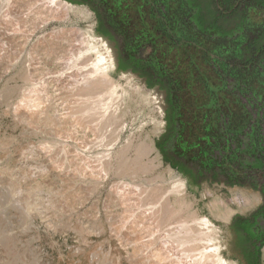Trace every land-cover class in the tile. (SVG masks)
<instances>
[{
	"label": "rangeland",
	"instance_id": "1",
	"mask_svg": "<svg viewBox=\"0 0 264 264\" xmlns=\"http://www.w3.org/2000/svg\"><path fill=\"white\" fill-rule=\"evenodd\" d=\"M36 1L0 0V264H201L196 249L202 245L181 246L172 239V230L175 222H186L198 233L200 227L194 221L204 218L214 225L215 244L223 260L245 264L222 215L232 211L233 200L225 176L218 170L199 174L198 166L186 160L188 167L181 163L177 169L157 147V141L170 133L169 151L176 148L179 126L169 131L173 112H169L166 91L172 84H149L134 75L147 93L155 89L164 93L161 115L154 100L146 99V91L136 90L123 75L128 72L117 68L111 73L117 101L88 112L85 97L78 95L83 89L78 82L91 72L97 58V52L86 51L87 34L105 38L98 29V17L86 5L68 0L88 9L91 18L48 11ZM205 6L206 12L214 10L213 4ZM251 18L252 24L262 21L254 14ZM203 20L198 24L200 44L186 49L187 54L174 55L170 68L177 87L174 97L182 100L184 110L194 105L201 109L209 100L207 94H216L226 110L227 92L235 81H218L212 68L220 57L217 51H210L206 61L200 58L201 52L206 53L205 42L218 32ZM229 38L236 44L221 38L222 50L236 53L241 45L242 51L233 54L220 72L227 75L232 69L233 75H243L235 90L249 113L242 119L230 118L223 126L228 144L234 146L238 135L254 140L264 123V53L261 60L248 65L245 44L254 37L249 35L244 42L238 35ZM252 46L256 48L255 43ZM69 60L76 61L74 69L66 66ZM229 110L235 107L229 105ZM161 120L165 128L158 135ZM188 137L185 133V144ZM150 141L155 142L162 161L145 150ZM254 147L253 142L250 148ZM178 175L184 186L173 192ZM162 195H167L177 212L170 221L158 216L160 212L151 213ZM216 203L227 210L214 212Z\"/></svg>",
	"mask_w": 264,
	"mask_h": 264
},
{
	"label": "flooded vegetation",
	"instance_id": "2",
	"mask_svg": "<svg viewBox=\"0 0 264 264\" xmlns=\"http://www.w3.org/2000/svg\"><path fill=\"white\" fill-rule=\"evenodd\" d=\"M68 1L93 9L98 17V29L116 47L119 60L117 68L131 72L149 84L174 83L173 71L170 70L174 63V55L178 52L185 53L186 49L190 50L200 44L199 40L202 36L198 31V22L203 19L206 24L214 23L218 32L217 36L212 35L214 39L205 42V55L201 52L199 56L206 61V55L210 51H217L220 57L212 68L219 76L223 75L220 68H224L230 58H233V54L237 55L238 51H242L241 45L237 47L235 45L239 49L235 50L236 53L232 51L231 54L229 51L222 50L223 46L218 44V40L223 34L238 35V39H244L243 42L248 39L249 35H252L254 37L252 42L245 44L247 49L254 43L256 48L252 46L253 49L250 48V50L262 51L264 49L261 42V37L264 36V0H183L188 3L199 1L214 5V10L200 12V16L196 12L187 13L184 16L181 12L168 11L171 0H131L129 4V0ZM160 8L164 10L161 12ZM251 14L260 17L262 21L252 24ZM191 30L195 33H191ZM166 91L168 98L174 95L172 89L166 88ZM189 108L191 109V107L188 109L186 107L187 111H190ZM169 112H172L170 106ZM188 116L187 114V119ZM173 126L169 124V127ZM187 135L189 136L188 132ZM169 157L171 166L176 165L177 169H181L182 163L184 169L188 167L184 160L176 158L172 152ZM195 174L196 172L193 171L194 179H196Z\"/></svg>",
	"mask_w": 264,
	"mask_h": 264
},
{
	"label": "trees",
	"instance_id": "3",
	"mask_svg": "<svg viewBox=\"0 0 264 264\" xmlns=\"http://www.w3.org/2000/svg\"><path fill=\"white\" fill-rule=\"evenodd\" d=\"M196 21L198 22L197 19ZM211 26H213V24L209 25V27ZM221 37L224 39L227 38L230 41V35H226V33ZM261 39L262 46L264 47V36H262ZM231 43L233 44L235 42L233 41ZM245 50L246 52L243 55H245L246 63H248V65L255 62L256 59L261 60L263 57L262 53H264V49L262 51L250 49ZM240 54L241 51H239L237 55ZM232 57H234V55ZM236 76L239 80V84H241L243 75L236 74ZM222 77H224V75H222ZM171 89L175 91V94L177 93L176 84L173 83ZM174 96L176 95L172 94L169 96L168 104L170 110L173 112V116L169 119V124L172 126H179V131H177L178 137L175 144L176 148L172 151L175 157L181 160H186L191 165H197L199 174H203L205 171L214 172L215 168H218L222 172V175L226 177L227 185H245L246 182H249L255 189H258L260 186V189L264 194V175H258L256 172L264 171V134L262 135L261 132L258 131V135L255 136L254 149L249 148L247 151L244 150L241 152L243 146L242 139L244 136L238 135L236 139V146L240 149V154L243 157L248 153L251 157L255 156L257 159V163L253 167L244 162L245 160L241 162L240 166L243 171L256 170V173H253L250 176L244 175V178L242 179H232L230 177L231 172L229 168L232 159V144H228L229 138L225 136L223 126L227 121L229 122L230 118L231 120H236L247 116L248 111L245 110L242 104L236 103L237 112L234 113L229 110L230 101L228 99L226 102L228 107L225 110L219 103V96L211 94L204 107L200 109L194 105L191 109L189 108L190 111H187V109H182V100H180V98L175 99ZM187 114L189 115L187 119L190 121L189 124L184 122V116L186 117ZM187 124L191 127L189 134L193 136L192 139L194 140L191 142V145L184 144V136L185 133H187L184 128ZM171 129L172 127H169V131H172ZM169 135L170 133L168 135H163L157 141V147L168 164L170 162L169 154L171 152L169 151L167 141ZM173 167H176V165ZM196 180L197 178L195 179V182H197ZM197 184H199V182H197ZM231 228L237 234L238 249L244 257L245 263L262 264L261 250L264 247V205L250 218L237 217L234 219Z\"/></svg>",
	"mask_w": 264,
	"mask_h": 264
},
{
	"label": "bare ground",
	"instance_id": "4",
	"mask_svg": "<svg viewBox=\"0 0 264 264\" xmlns=\"http://www.w3.org/2000/svg\"><path fill=\"white\" fill-rule=\"evenodd\" d=\"M36 3L38 4V6H43V5H44V7L46 6L49 9L48 11L53 10V11L59 12V13L63 12L65 15L80 14L88 20L91 18V12L88 9L80 7V6L72 5L71 3H68L65 0H37ZM87 36L89 38L88 39V45L89 46L87 47L86 51L87 52H89V51L97 52V54H96L97 58L93 61L92 65H91V69H92L91 72L87 73V75L84 73V76H83L84 79L82 81L78 82V85L83 87V89H79V91H78L79 93L78 92L77 93L79 96H82V98L85 97L84 103L85 104L87 103V105L90 106V108L88 106L89 110H91L88 112H92V111L97 112V110L99 111L101 109H106V107L111 102H113L114 100L117 101V99H118L116 96V94H117L116 88L113 85L112 80H111V73H113L117 69L119 60L117 58L118 55H117L116 49L114 48L113 44L108 39L97 36L91 32H89V34H87ZM75 62H74V60L73 61L69 60L67 62L66 66L69 69L71 67H73V69H74L76 67ZM123 75L128 80V82L130 84L135 86L136 90H138L140 92L146 91V96H145L146 99L147 100H149V99L154 100V105H156L154 107H156L160 111V114L163 115L164 110H165V106H166L165 105V98L166 97H165L164 93L160 92L158 89H155L153 91L152 90L148 91V93H147V89H146L145 85L136 76H134L131 72H128V73L123 74ZM77 93H76V95H77ZM88 108H87V110H88ZM106 111H108V110H106ZM104 112H105V110H104ZM102 118L104 119L105 117L102 116ZM157 128H158L157 133H158V135H160L164 131L165 122L163 120L157 122ZM145 150L147 151V153L148 152H150L151 154L156 153V159H158L159 161H162L161 155L158 153L157 148H156V144L154 141H150V145L147 146ZM129 165H131V164H129ZM183 186H184V184L181 182L180 176L179 175L176 176V184L174 186L173 192H180L183 189ZM246 193H247V191H246ZM256 196H258V195H256ZM166 198H167V195L166 196L162 195L161 199L159 198V200L157 198L158 201L154 202L155 203L154 206H152V208H150V209L152 210L151 213H153L154 211H156V214L160 212V214H158V216L159 215L161 216V214H162L161 217L164 216V218L166 220L170 221L173 217H175L177 212L175 210H173V208H171L169 201H167ZM243 199H244V197H243ZM224 207L225 206H220L216 203V206L214 208V212H222L223 210H227ZM222 208H224V209H222ZM233 209H234V207H233ZM154 214L155 213H153V216H155ZM232 214H233V212L230 211V209L226 213H222L227 224L230 222V218H231ZM161 217H159V218H161ZM162 221H163V219H162ZM194 222L197 225H199V227H200V231H198V233H196L193 230V224H188L186 222H175V224H174L175 227L172 224V226L174 227V228L172 227L173 228L172 239H176L175 241L180 243V245L182 244L181 246H183L184 244H186V246H187V244L190 242H194V243L202 245V248L196 249L197 255H198V258L197 257L196 258L199 259L198 262L200 261L201 264H227V262L225 260H223V258L220 256L219 246H217L215 244V232H214V225L212 224V222H210V220L208 218H204L202 220H197ZM169 225H171V223L167 224L166 226H169ZM170 228H171V226H170ZM170 228H168V229H170ZM169 231L171 233V230H168V232H167L168 234H169ZM164 233L165 232H163V234ZM167 233L165 234V236L168 235ZM168 236H166V237H168ZM170 239L171 238H169L168 240H170ZM225 246H226L225 248H227V249L230 247L227 245V243L225 244ZM184 248L185 247H183V249ZM190 258H191V256H190ZM194 259H195V257H194ZM191 260H193V259H191Z\"/></svg>",
	"mask_w": 264,
	"mask_h": 264
},
{
	"label": "crops",
	"instance_id": "5",
	"mask_svg": "<svg viewBox=\"0 0 264 264\" xmlns=\"http://www.w3.org/2000/svg\"><path fill=\"white\" fill-rule=\"evenodd\" d=\"M131 2V0L128 1V4ZM170 6H168L169 8H167L168 11L170 12H173V13H178V12H181L184 16L187 15V13H191L193 14V12H196L198 16L200 12H205L206 11V3L204 2H195V3H188V2H184L183 0H171L170 1ZM202 6V7H200ZM161 12L164 10V8H160L159 9ZM193 17V16H192ZM231 36V35H230ZM229 41V40H228ZM232 44L230 41L228 42V44ZM229 44V45H230ZM231 68V66H229V69ZM230 72H228L227 75H224V77H222V75H218L216 74V76H218V81H220V83H223V80L228 79V80H233L235 81V86L227 92L228 96L230 99H228L230 101V105H232L233 107H235V110L233 111L234 113L237 112V107H236V103H241L242 106L245 108L246 111H248L247 107L245 106L244 103L241 102V100L237 97L238 93L236 92L235 89H237L236 87H238L240 84H239V80L237 78V76H233V72L234 70H229ZM222 77V78H221ZM207 87V86H206ZM205 89V88H204ZM235 90V91H234ZM208 91V90H207ZM206 90H204V92L206 93L207 92ZM208 93V92H207ZM230 93V94H229ZM233 93V94H232ZM218 94L220 95L221 93L218 92ZM227 96L225 98H228ZM207 98L209 99L210 98V95L207 94ZM232 109V107H231ZM249 114V113H248ZM187 123L189 124L190 121L187 120ZM185 125V128L184 130L186 132H190L191 130V127L190 125ZM252 125V124H251ZM195 128V127H193ZM248 132H251L252 129H247ZM259 132L262 133V135L264 134V123L260 126V129L258 130ZM190 137V138H189ZM189 144L188 145H191L190 142L194 141L191 137V134H189ZM243 138L242 141H243V146L241 148V152L242 151H247L249 148H250V145L255 142V139L254 140H247ZM185 144V143H184ZM240 149H238V146L234 145L232 146V159H231V162H230V172H231V175L230 177L232 179H242L244 178V175L245 176H250L251 174L253 173H256L258 175H264V171H256V170H245L243 171L242 167L240 166L241 165V162L243 160H245L244 162H246L247 164H249L251 167H253L254 165H256L257 163V159L255 156H250L248 153H246V156L243 157L241 154H240ZM243 157V158H242ZM215 170L217 171H220V169L218 168H215ZM256 171V172H255ZM221 172V171H220ZM262 172V173H261ZM222 173V172H221ZM224 179H226L224 177ZM223 183V182H222ZM225 183V182H224ZM229 186V185H228ZM230 190L232 191L231 192V197H232V201L230 203V208H232V216L230 218V222L228 223L233 235L235 236L234 237V243H235V248L236 250L238 251L239 254H241V252L239 251L238 249V241H237V234L235 233V231L231 228V225L234 221V219H236L237 217H243V218H250L252 217L258 210L260 207H262L264 205V194L262 192V190L260 189L261 187L259 186L258 189H255L253 188L252 184H250L249 182H246L245 185H240V184H235V185H230L229 186ZM241 191V192H240ZM247 191V193H246ZM250 192V193H249ZM240 193V194H239ZM236 194V195H235ZM258 195V196H256ZM235 196V197H234ZM244 197V199H243ZM246 197V198H245ZM248 198V199H247ZM256 199V200H255ZM258 199V200H257ZM250 200V201H249ZM245 201V202H244ZM256 201V202H255ZM259 201V202H258ZM233 202V203H232ZM244 202V203H243ZM237 203V204H236ZM242 204V205H241ZM234 207V209H233ZM247 208V209H246ZM244 212V213H243ZM261 260H262V264H264V247L262 248L261 250ZM242 259L244 260V257L241 255ZM244 263H245V260H244ZM246 264V263H245Z\"/></svg>",
	"mask_w": 264,
	"mask_h": 264
}]
</instances>
